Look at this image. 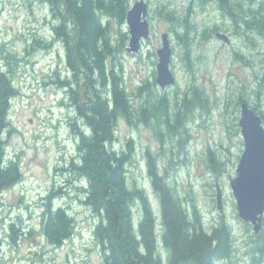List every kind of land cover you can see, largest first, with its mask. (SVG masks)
Here are the masks:
<instances>
[{"label":"rangeland","instance_id":"obj_1","mask_svg":"<svg viewBox=\"0 0 264 264\" xmlns=\"http://www.w3.org/2000/svg\"><path fill=\"white\" fill-rule=\"evenodd\" d=\"M128 1L131 7L137 0ZM144 1L149 7L150 38L142 42L138 54L128 53L126 17L123 25L112 20L114 45L120 40L118 31L127 35L117 43L114 61L133 108L145 107L153 93L164 95L171 107L166 109L168 124L152 116L132 122L120 117L112 147L129 153L130 146L128 182L144 187L157 216L160 200L147 173L149 158L186 211L197 212L206 231L220 223L227 226L233 252L218 264H264L257 251L264 216L262 230L255 235L252 226L238 218L230 187L244 151L241 103L264 117V38L247 30L240 19L235 24L214 4ZM163 6L180 21L186 18V33L159 16ZM54 25L48 5L41 0H0V67L9 73L17 94L21 88L28 92L11 99V127L4 135L6 161L18 163L22 178L0 195V264H104L93 235L99 218L81 202L84 179L69 169L72 159L77 160V133L72 125L81 129L84 123L63 84L73 78L63 43L53 34ZM163 33L169 37V68L175 77L174 85L165 90L155 82L156 52ZM218 34L229 42L218 39ZM193 88L206 99L204 107L183 109L182 125L173 126V112L180 110L183 98H192ZM218 188L221 214L216 208ZM51 193L52 206L67 208L75 220L74 235L60 247L49 245L41 233L45 198ZM133 215L137 224L139 203ZM158 249L165 257L160 244Z\"/></svg>","mask_w":264,"mask_h":264},{"label":"trees","instance_id":"obj_2","mask_svg":"<svg viewBox=\"0 0 264 264\" xmlns=\"http://www.w3.org/2000/svg\"><path fill=\"white\" fill-rule=\"evenodd\" d=\"M41 1L49 7L55 21L53 34L63 43L66 65L72 73V81L63 84L69 88L71 102L84 123L81 129L72 125L77 133V160L72 159L69 169L84 179L81 202L99 218L93 235L104 264H218L230 258L233 241L224 223L206 231L197 212L186 211L182 200L163 181L149 158L147 173L160 200L157 216L144 187L135 181L128 182L126 166L131 159L130 146L129 153L112 147L120 117L132 122L133 118L146 120L152 116L157 122L165 120L168 124L166 109L170 107L164 95L153 93L145 107L135 110L118 74L114 61L117 43L127 35L118 31L120 40L114 45L110 24L118 20L123 25L129 1ZM246 1L249 6L244 7L240 0H230L227 8L230 18L235 24L240 19L247 30H255L264 38V2L256 9L254 0ZM220 2L226 3V0ZM158 14L176 29L187 32L186 18L180 21L165 6ZM17 93L9 73L0 67V195L22 178L18 163L6 161L4 139L11 127L8 115L11 99ZM205 102L201 92L193 88L192 98H183L180 110L173 112V126L182 125L183 109L204 107ZM53 196L51 193L45 198L41 233L49 245L60 247L74 235L75 220L67 208L52 206ZM138 203L140 217L136 224L133 210ZM10 228L13 232V225ZM257 238V251L264 257V231ZM159 244L166 252L165 257L159 252Z\"/></svg>","mask_w":264,"mask_h":264},{"label":"water","instance_id":"obj_3","mask_svg":"<svg viewBox=\"0 0 264 264\" xmlns=\"http://www.w3.org/2000/svg\"><path fill=\"white\" fill-rule=\"evenodd\" d=\"M148 4L137 0L126 13L129 40L125 51L138 54L142 42L150 38L147 20ZM218 39L228 43V38L218 34ZM162 45L157 50L155 82L161 90L174 85L175 77L170 71L172 50L167 33L161 35ZM239 127L244 151L239 159L236 177L230 179V187L236 200L237 216L250 224L255 235L262 230L264 216V124L262 117L246 103L240 105ZM216 208L222 213V194L216 193Z\"/></svg>","mask_w":264,"mask_h":264},{"label":"flooded vegetation","instance_id":"obj_4","mask_svg":"<svg viewBox=\"0 0 264 264\" xmlns=\"http://www.w3.org/2000/svg\"><path fill=\"white\" fill-rule=\"evenodd\" d=\"M195 1V0H194ZM201 1H204L203 3H200ZM241 1V3L243 4V6L245 7V4L247 3V1L246 0H240ZM196 2L198 3V4H203L204 6L205 5H210V4H214L215 6H216V8L221 12V13H223V15H225V16H227V17H230V14L228 13V9H229V3H230V0H229V2H227V0H226V3H221L220 2V0H196ZM255 6L254 7H256V9L258 8H260V6H261V3L260 4H257L256 2L255 3H253ZM252 7H253V5H252ZM222 8H225V9H227V10H224V9H222ZM250 31H253V30H250Z\"/></svg>","mask_w":264,"mask_h":264}]
</instances>
